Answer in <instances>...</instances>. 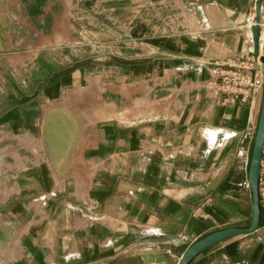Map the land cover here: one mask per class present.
<instances>
[{"label":"crops","instance_id":"obj_1","mask_svg":"<svg viewBox=\"0 0 264 264\" xmlns=\"http://www.w3.org/2000/svg\"><path fill=\"white\" fill-rule=\"evenodd\" d=\"M3 7L0 264H180L199 237L250 224L262 93L226 100L214 73L257 55L264 0ZM260 193L257 229L189 264H264V150Z\"/></svg>","mask_w":264,"mask_h":264},{"label":"water","instance_id":"obj_2","mask_svg":"<svg viewBox=\"0 0 264 264\" xmlns=\"http://www.w3.org/2000/svg\"><path fill=\"white\" fill-rule=\"evenodd\" d=\"M262 25L255 22L252 25L254 52H260ZM264 62V41H263ZM264 150V84L262 92V101L257 119L253 150L251 155L250 167L248 172L249 184L252 189V216L250 224L246 227L228 226L213 230L190 243L185 249L180 264H189L195 255L208 246L228 238L230 236L252 232L257 229L261 217V193H260V172L262 168V155Z\"/></svg>","mask_w":264,"mask_h":264},{"label":"built area","instance_id":"obj_3","mask_svg":"<svg viewBox=\"0 0 264 264\" xmlns=\"http://www.w3.org/2000/svg\"><path fill=\"white\" fill-rule=\"evenodd\" d=\"M262 53L230 61H217L215 78L218 89L226 100H244L252 103L263 92L264 62ZM243 153V150H239Z\"/></svg>","mask_w":264,"mask_h":264},{"label":"rangeland","instance_id":"obj_4","mask_svg":"<svg viewBox=\"0 0 264 264\" xmlns=\"http://www.w3.org/2000/svg\"><path fill=\"white\" fill-rule=\"evenodd\" d=\"M9 0H0V12L4 10V7L3 5H6V3L8 2ZM2 15V18H3V21H7V19H9V12L6 10L4 13L1 14ZM7 26V22H5L2 27H5ZM8 27V26H7ZM51 111H54V112H59V111H64L62 110L61 108H57V107H54L51 109ZM51 148L53 149V147L51 146ZM53 155H54V158H55V161L57 162L59 159H62L63 156L65 155V152L64 153H58L56 151H53Z\"/></svg>","mask_w":264,"mask_h":264},{"label":"bare ground","instance_id":"obj_5","mask_svg":"<svg viewBox=\"0 0 264 264\" xmlns=\"http://www.w3.org/2000/svg\"><path fill=\"white\" fill-rule=\"evenodd\" d=\"M261 36L264 38V29L262 27ZM264 39H261L260 42L263 44ZM51 142H55V140H52Z\"/></svg>","mask_w":264,"mask_h":264}]
</instances>
